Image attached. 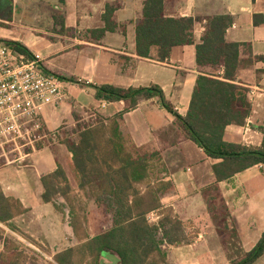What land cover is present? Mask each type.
Instances as JSON below:
<instances>
[{
  "label": "crops",
  "instance_id": "obj_1",
  "mask_svg": "<svg viewBox=\"0 0 264 264\" xmlns=\"http://www.w3.org/2000/svg\"><path fill=\"white\" fill-rule=\"evenodd\" d=\"M163 1L166 17L196 20L194 43L173 48L164 62L158 61L156 50L151 51L149 58H141L136 54L135 31L142 19L144 0H64L63 4L59 0H0V41L19 43L31 55L40 56L42 71L57 76L63 82L65 102L62 108L53 110L49 107L44 116V128L48 132L59 133L71 126L75 115L89 107H97L98 115L105 124L119 117L120 130L132 145L144 152L159 154L167 172L166 180L174 187V191L162 197L163 208H170L180 222L192 223L194 229L198 230L197 238L192 243L165 246L169 264L227 261L224 252L219 253L217 242L212 240L219 228V224L213 222V215L218 210H226L230 213L226 221L228 224L236 213L248 212L252 221L263 223L264 232V204L260 203V206L258 201L264 188L256 192L250 187L262 178L259 170L262 166H255L237 174L230 181L214 185L210 166H205L210 160L179 130L174 115L157 98L141 100L137 107L129 109V104L124 101L97 100L96 92L91 87L109 85L127 90L155 86L160 88L165 101L176 114L184 117L197 77L202 73L223 77L222 70L213 72L209 68L198 67L195 56L196 46L205 33L208 19L229 16L232 25L226 31L225 39L240 45L242 62H252L249 67L243 65L237 75V83L248 89L252 112L242 127H228L224 140L246 147H259L263 140L260 128L264 127V0ZM107 6L114 9L111 21L115 29L95 39L89 32L105 28L103 16ZM10 11L12 15L8 21L7 14ZM255 16H258V24H254ZM257 121L261 126L256 124ZM64 145L54 143L42 151ZM65 151L64 163L60 154L52 150L37 158L35 164L38 163L41 168L40 179L61 166L73 190L70 172L66 169L71 154L67 148ZM9 169H4L0 180L7 182L5 187H8L11 195L16 193L14 197L25 208L27 200L20 196L21 187L9 181L8 177L12 179ZM212 186L217 187L218 192L208 195L206 190ZM39 193L40 201L29 202L28 208L31 210L27 213L36 214V221H42L41 225L44 226L50 223L45 219L53 215L57 220L58 215L53 206L41 201L42 188ZM211 198L214 199L212 205L215 208L212 213L208 209V199ZM245 202L251 204L246 211L242 209ZM256 214L259 218L255 217ZM201 222H212L208 225V231H204ZM43 226L42 230L48 229L53 235L64 227L61 221L46 225L47 228ZM219 256L221 259L218 261Z\"/></svg>",
  "mask_w": 264,
  "mask_h": 264
},
{
  "label": "trees",
  "instance_id": "obj_2",
  "mask_svg": "<svg viewBox=\"0 0 264 264\" xmlns=\"http://www.w3.org/2000/svg\"><path fill=\"white\" fill-rule=\"evenodd\" d=\"M59 3L63 4L64 0H59ZM113 11V8L106 7L103 16L105 28L90 31L91 36L99 39L115 29L111 21ZM11 15L12 12H8V21ZM257 18L254 17V24H258ZM195 23L192 18L166 17L163 0H144L142 19L135 31L136 54L149 58L151 51L156 50L158 61L164 62L173 48L194 43ZM231 25L229 16L208 19L205 33L196 46V64L213 72L222 70L223 77L207 73L197 77L184 117L176 114L165 101L160 88L155 86L127 90L109 85L91 87L97 100L124 101L129 104V109L137 107L141 100L157 98L174 115L179 130L211 161L209 168L214 185L230 181L255 166H264V137L256 148L224 140L225 130L230 126L242 127L252 112L248 89L237 83L239 69L243 65L251 66L252 62H242L240 45L226 41L225 34ZM0 42L19 55L31 56L19 43ZM260 131L264 136V127ZM66 146L71 154L76 187L98 209L104 210L111 221L109 228L89 238L71 204V187L64 169L58 166L54 172L43 175L40 179L41 201L51 204L59 213H63L64 202L71 204L66 223L76 241L75 245L53 254L54 264H101L105 254L116 256L118 264H169L165 246L189 244L197 238L195 235L190 239L184 224L173 215L172 210L163 208L162 197L174 191V187L166 180L167 172L159 154L144 152L132 145L120 130L118 116L106 124L80 130L75 140L67 141ZM41 147L38 146V149ZM212 192L217 193V187L206 190L208 195ZM59 200L63 202L59 203ZM208 200V209L212 213L214 199ZM26 212L18 199L5 196L0 191V223L16 231L11 223ZM151 213L158 216L155 224L147 219ZM227 218L225 215L221 221L225 230L229 228ZM2 239L0 237V264H38L35 254V257L28 256L13 240ZM263 254L264 232L257 245L245 253L241 261L233 264H252Z\"/></svg>",
  "mask_w": 264,
  "mask_h": 264
},
{
  "label": "rangeland",
  "instance_id": "obj_3",
  "mask_svg": "<svg viewBox=\"0 0 264 264\" xmlns=\"http://www.w3.org/2000/svg\"><path fill=\"white\" fill-rule=\"evenodd\" d=\"M100 123H103V119L100 115H98V108L89 107L88 109H84V111L77 114V116L75 115V119L70 123V127L64 128L62 131H59V133H57L56 145L65 144L64 147L53 146L49 149H46V151H42V149H44L45 147H50V145L43 146L35 151H28L26 153H28L27 155L29 156L26 157L25 162L21 165H7L4 163V160L0 162V177L3 176L4 169H11H9V173L12 174H10L12 179L8 177L10 179L9 181L17 185L18 187H21L19 193H21L20 196H23L27 200V202L24 203L26 207H23L25 210H27V212L31 210L30 208H28L29 202L40 201V198L38 196L42 187L41 183L38 182V180L40 179L41 168L39 169L40 166L38 165V163L35 164V162L38 160L37 158L44 156V154H46L45 152L48 151L49 153V151L51 152L53 150L57 152L58 155L60 154L59 156L61 160L63 159L62 162L64 163L66 155L65 150L67 147L66 142L69 140H75L78 132L86 128L87 126H94ZM256 124L261 126L259 121H257ZM207 163L206 165L204 164L206 167L211 165V161H207ZM66 165L67 171L70 172V180L72 182L71 184L74 186L73 190L70 189L69 194L72 201L71 204L74 205L75 212L80 216L82 220L85 234H87L89 238H91L92 236L109 228L111 218L108 214H106L104 210L98 209L91 201L86 198L85 193L76 187L74 174L71 168V161L70 163L68 161ZM259 170L262 174V178L257 179L250 185V187H252L256 192H258L259 190L262 191V189L264 188V166H262L261 169L259 168ZM0 182L4 186H7V182H4L2 180H0ZM0 191L5 196L15 198L14 196L16 195V193H14V195H11L10 191H6L4 188H2V185H0ZM258 201L259 204H264L263 191ZM58 202L62 203L63 201L59 200ZM254 203L256 202L254 201ZM71 204H66L64 202V207L62 208L63 213H59L54 209L55 213L58 215L56 217L57 220L55 219V217L53 218L52 215L50 218L45 219L50 223H45L44 226L41 225L42 221H36V214L32 215L27 212L23 217H20V219L18 218L16 219V221L14 220L11 223L15 226L16 231L12 230L9 225L0 223V225L2 226L0 227V237L3 238L2 240H4V238H9L15 243L19 244L21 248L26 251L28 256H34L33 254H35L36 257H34L37 259L38 264H54L52 256L56 251H63L66 248L76 244V241L71 234V229L69 227L68 229H66V219L69 212L68 208L69 206H71ZM254 205L255 204H253L252 207H254ZM250 206L251 204L245 202L244 208L242 209L246 211ZM50 207H52V205ZM240 207H242L241 204ZM255 207L257 208V203ZM221 211L222 210H218L217 214L214 213L213 222L214 224H219V228L215 231V235L212 236V240L217 242L219 253L224 252V258L228 259L227 261L225 260L220 262L219 260L221 259V256H219V262H213L212 264L238 263L243 259L244 254L252 250L259 242L263 234V223L258 221L255 222L256 220L252 221L253 218L250 217V214L247 215L248 212L245 213L247 215L245 216L244 212L240 211L232 217L234 221L230 218V221L227 224L229 228L225 230L224 225L221 224V221L223 218H225V215L227 217H230V213H227L226 210H223V212ZM238 216L240 217L239 220ZM157 217V214L151 213L147 216V219L150 223L155 224L159 220ZM255 217L259 218V215L256 214ZM59 218L61 219L59 220ZM58 221H61L64 227L62 230L57 232L56 235H53L54 233L48 231V229L42 230V226L44 228L46 227V225L50 226L51 224L57 223ZM211 223L212 222H207L205 224L204 222H201V227L204 229V231H208V225H211ZM230 226H233L234 228L231 229ZM184 227L187 236L190 239L195 238L198 230L194 229V225L192 223H187L184 224ZM104 256L101 258V262L104 261ZM48 258H50L51 261H48ZM203 264H205V262ZM252 264H264V254L261 255Z\"/></svg>",
  "mask_w": 264,
  "mask_h": 264
},
{
  "label": "built area",
  "instance_id": "obj_4",
  "mask_svg": "<svg viewBox=\"0 0 264 264\" xmlns=\"http://www.w3.org/2000/svg\"><path fill=\"white\" fill-rule=\"evenodd\" d=\"M64 102L63 82L42 71L40 56L24 57L0 43V162L21 165L29 150L56 143L57 133L44 128V116Z\"/></svg>",
  "mask_w": 264,
  "mask_h": 264
},
{
  "label": "water",
  "instance_id": "obj_5",
  "mask_svg": "<svg viewBox=\"0 0 264 264\" xmlns=\"http://www.w3.org/2000/svg\"><path fill=\"white\" fill-rule=\"evenodd\" d=\"M118 263H119V259L116 256L110 254H106L104 256V261L101 262V264H118Z\"/></svg>",
  "mask_w": 264,
  "mask_h": 264
}]
</instances>
